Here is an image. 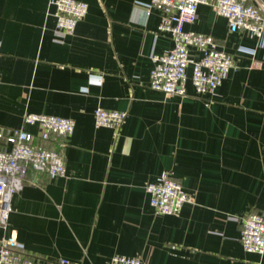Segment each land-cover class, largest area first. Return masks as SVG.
<instances>
[{"label": "crops", "instance_id": "0c3cea01", "mask_svg": "<svg viewBox=\"0 0 264 264\" xmlns=\"http://www.w3.org/2000/svg\"><path fill=\"white\" fill-rule=\"evenodd\" d=\"M79 1L86 16L59 38L49 0H0V133L21 128L37 139L26 113L75 122L65 175L29 170L0 240L16 239L50 264H108L113 255L264 264V254L243 249L234 219L264 215V45L199 5L184 28L211 36L234 66L212 94L197 95L189 65L186 94L165 95L149 87V72L173 42L157 30L158 10L145 15L149 0ZM97 107L126 112L118 130L95 126ZM166 174L190 200L156 215L145 184Z\"/></svg>", "mask_w": 264, "mask_h": 264}, {"label": "built area", "instance_id": "2783aa9c", "mask_svg": "<svg viewBox=\"0 0 264 264\" xmlns=\"http://www.w3.org/2000/svg\"><path fill=\"white\" fill-rule=\"evenodd\" d=\"M201 4L224 17L230 32H245L256 38L259 46L264 45V0H149L142 4L145 15H149L152 9L158 10L157 30L168 33L173 42L168 52L152 56L151 89L165 95L184 96L187 68L191 65L189 77L195 93L212 94L234 66L233 56L219 49L211 36L184 28L185 24L196 20ZM49 5L54 7L55 33L59 38L73 34L88 9V4L79 0H49ZM195 54L197 57L194 58ZM125 117V111L101 107L94 110L96 127L118 130ZM23 124L37 126V139L21 128L12 129L6 135L0 133V225L3 227L11 212L12 195L22 188L29 170L44 174L48 179L65 175L64 148L75 126L71 118L41 113L24 114ZM41 142H49L50 146ZM145 191L156 215L176 214L190 200L181 184L167 174L156 182H147ZM234 219L241 225L239 240L243 249L264 254V215L245 213ZM53 261L70 264L65 258ZM51 262L46 257L28 252L16 239L0 240V264ZM108 264L146 263L136 256L113 255Z\"/></svg>", "mask_w": 264, "mask_h": 264}]
</instances>
